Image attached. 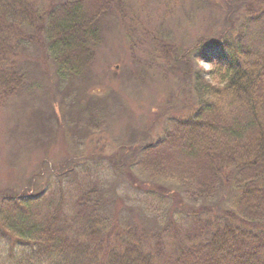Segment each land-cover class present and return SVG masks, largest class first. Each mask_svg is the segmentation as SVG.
<instances>
[{
	"label": "trees",
	"instance_id": "trees-1",
	"mask_svg": "<svg viewBox=\"0 0 264 264\" xmlns=\"http://www.w3.org/2000/svg\"><path fill=\"white\" fill-rule=\"evenodd\" d=\"M248 6L252 13L230 43L196 45L195 58L216 65L221 85L192 73L195 49L158 46L165 60L193 76L197 103L190 118H170L157 140L124 151L132 154L134 187L154 191L161 204L159 192L175 198L169 221L142 231L112 225L102 162L69 159L49 166L45 184L34 178L0 196V264H264V0ZM112 14L136 50L140 31L131 19L138 17L124 0H0V108L28 85L22 54L33 44L61 81H88ZM47 110L57 115L50 104ZM93 113L89 135L103 129L104 111ZM83 124L74 129L80 138Z\"/></svg>",
	"mask_w": 264,
	"mask_h": 264
},
{
	"label": "rangeland",
	"instance_id": "rangeland-1",
	"mask_svg": "<svg viewBox=\"0 0 264 264\" xmlns=\"http://www.w3.org/2000/svg\"><path fill=\"white\" fill-rule=\"evenodd\" d=\"M249 2L124 0L126 9L138 17V24L131 19V27L140 31L141 40L136 50L131 49L120 19L113 14L105 17L98 60L88 81H61L51 59L46 61L39 47L30 45L22 54L28 85L0 108V196L32 185L34 178L36 184H45L49 166L57 169L74 158L82 165L94 156V161L104 165V198L112 225L139 231L165 225L164 220L169 221L167 207L175 203V198L166 191L159 192L166 201L161 204L154 191L150 195L134 187L129 176L132 154L124 151L127 148L132 152L134 146L157 140L170 118H190L197 103L193 76L186 78L187 70L165 60L158 46L195 49L189 56L192 73L198 70L208 82L221 85L224 78L216 65L195 58L196 45L202 40L206 48L218 41L221 45L230 43L250 14ZM154 37L159 40L154 42ZM49 104L57 115L47 110ZM93 110L104 111L103 117L98 115L103 129L89 135L87 124L94 116ZM67 116L75 123L69 124ZM80 123L83 125L78 132L84 138L74 134ZM211 204L217 206L216 200ZM220 204L228 206L227 201ZM183 224L190 228L188 222Z\"/></svg>",
	"mask_w": 264,
	"mask_h": 264
}]
</instances>
